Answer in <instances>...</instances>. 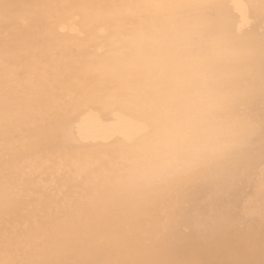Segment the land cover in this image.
Wrapping results in <instances>:
<instances>
[{
  "label": "bare ground",
  "instance_id": "bare-ground-1",
  "mask_svg": "<svg viewBox=\"0 0 264 264\" xmlns=\"http://www.w3.org/2000/svg\"><path fill=\"white\" fill-rule=\"evenodd\" d=\"M262 100L264 0H0V264H149L160 189L229 148L259 216Z\"/></svg>",
  "mask_w": 264,
  "mask_h": 264
},
{
  "label": "clouds",
  "instance_id": "clouds-1",
  "mask_svg": "<svg viewBox=\"0 0 264 264\" xmlns=\"http://www.w3.org/2000/svg\"><path fill=\"white\" fill-rule=\"evenodd\" d=\"M234 103L248 101L239 98ZM253 172L251 156L229 148L176 178L178 190L160 189L162 201L173 206V213L168 231L160 238L162 255L149 264H264V205L256 216L236 196L250 187ZM8 214V205L0 201V217ZM208 248L234 259H207Z\"/></svg>",
  "mask_w": 264,
  "mask_h": 264
}]
</instances>
